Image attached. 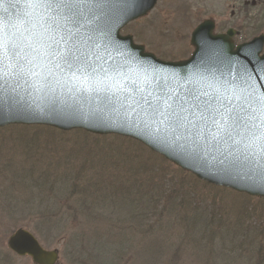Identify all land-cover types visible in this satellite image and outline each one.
<instances>
[{
  "label": "rangeland",
  "instance_id": "obj_1",
  "mask_svg": "<svg viewBox=\"0 0 264 264\" xmlns=\"http://www.w3.org/2000/svg\"><path fill=\"white\" fill-rule=\"evenodd\" d=\"M208 19L250 40L264 32V0H158L122 34L179 61ZM23 127L0 128V264H33L7 248L19 228L56 249L57 264H264V230L244 242L264 227V200L191 181L134 140Z\"/></svg>",
  "mask_w": 264,
  "mask_h": 264
},
{
  "label": "water",
  "instance_id": "obj_2",
  "mask_svg": "<svg viewBox=\"0 0 264 264\" xmlns=\"http://www.w3.org/2000/svg\"><path fill=\"white\" fill-rule=\"evenodd\" d=\"M11 2L0 3V15H7L4 10ZM155 3L156 0H105L96 20L108 38L96 50L99 57L93 59L103 67L122 65L118 79L125 78L131 95L118 92L110 99L103 94L99 98L95 95L77 98L55 81L52 83L55 91H37L20 80L0 88V127L46 125L62 131L82 129L92 134L129 137L201 181L264 198V173L215 149L196 155L186 141H176L171 134L165 138L154 125L149 129L144 124L148 104L141 100L149 91L155 94L163 90L183 96L190 87L207 89L208 82H230L229 87L264 94V55L260 56L264 38L235 46L232 30L214 35V22L205 20L192 32L191 57L181 62H164L134 44L131 36L119 34L127 23L146 15ZM12 11L19 14L22 7ZM133 82L145 91H134ZM137 100H141L140 104ZM7 246L17 256L30 257L34 264H54L57 260L56 251L44 250L24 229L12 234Z\"/></svg>",
  "mask_w": 264,
  "mask_h": 264
},
{
  "label": "snow or ice",
  "instance_id": "obj_3",
  "mask_svg": "<svg viewBox=\"0 0 264 264\" xmlns=\"http://www.w3.org/2000/svg\"><path fill=\"white\" fill-rule=\"evenodd\" d=\"M104 3L12 0L4 10L7 15H0V88L23 80L37 91H55V81L77 98L131 95L125 78L118 79L122 65L103 67L93 59L108 38L96 24ZM17 7H22L19 14L12 11ZM229 83L208 82L210 91L190 87L183 96L149 91L147 97L141 96L148 104L144 124L149 129L154 125L165 138L171 134L176 141H186L196 155L215 149L264 173V94ZM133 85L134 91H145Z\"/></svg>",
  "mask_w": 264,
  "mask_h": 264
},
{
  "label": "trees",
  "instance_id": "obj_4",
  "mask_svg": "<svg viewBox=\"0 0 264 264\" xmlns=\"http://www.w3.org/2000/svg\"><path fill=\"white\" fill-rule=\"evenodd\" d=\"M83 134H84V133H83ZM112 137H114V138H116V139H122L121 137H117V136H112ZM134 143L137 144V145H139V146H142V145H140V144H138V143H136V142H134ZM130 157H135V158H137V157H139V154H133V155H131ZM181 172L184 173L185 175H189L191 181H198L197 179H195V178H194L193 176H191L190 174H188V173H186V172H183V171H181ZM179 181L183 182V181H189V180H187V179H185V178H179ZM202 184L205 185V186H207V187H210V188H213V189L219 190V191H222V190H223L222 188H215V187L209 186V185H207V184H205V183H202ZM151 186L153 187V189H155V188L157 187V184L153 183ZM224 192H226V191H224ZM152 198L154 199L153 196H152ZM197 219H198V216H197ZM206 222H208V219H207V218L205 219V217H203L202 225L205 224ZM262 230H264V227H262L261 229H254V230H253V231H254V236H248V240L245 239L244 242H245L246 244H248V245L257 242V239H256V237H255V234H256V233H260ZM263 238H264V236H263ZM259 240H260V242H263V239L260 238ZM260 242H258L259 245L255 248L256 251H257V250H261L262 244H261ZM152 246H153V245H152ZM153 247H154V246H153ZM151 250H154V249H151ZM156 250H157V249H156ZM262 256H264V255H262ZM247 257H249V256H247ZM249 258H251V257H249ZM239 264H242V263H239ZM254 264H256V263H254Z\"/></svg>",
  "mask_w": 264,
  "mask_h": 264
}]
</instances>
